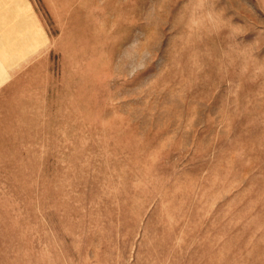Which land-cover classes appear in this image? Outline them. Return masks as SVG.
<instances>
[{
    "label": "rangeland",
    "instance_id": "obj_1",
    "mask_svg": "<svg viewBox=\"0 0 264 264\" xmlns=\"http://www.w3.org/2000/svg\"><path fill=\"white\" fill-rule=\"evenodd\" d=\"M48 45L0 98V264H264V0H80Z\"/></svg>",
    "mask_w": 264,
    "mask_h": 264
},
{
    "label": "crops",
    "instance_id": "obj_2",
    "mask_svg": "<svg viewBox=\"0 0 264 264\" xmlns=\"http://www.w3.org/2000/svg\"><path fill=\"white\" fill-rule=\"evenodd\" d=\"M80 0H0V98L17 66L40 49L57 48ZM55 43V44H54Z\"/></svg>",
    "mask_w": 264,
    "mask_h": 264
}]
</instances>
